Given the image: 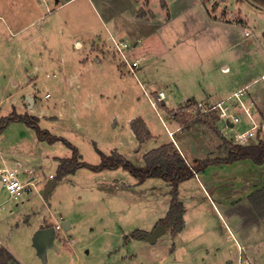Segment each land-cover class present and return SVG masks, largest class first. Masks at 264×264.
I'll list each match as a JSON object with an SVG mask.
<instances>
[{"label":"rangeland","instance_id":"obj_1","mask_svg":"<svg viewBox=\"0 0 264 264\" xmlns=\"http://www.w3.org/2000/svg\"><path fill=\"white\" fill-rule=\"evenodd\" d=\"M137 1L72 0L63 5L65 0H0V117L17 112L16 109L25 111L37 117L41 128L74 144L83 161L97 165L102 160L100 150L106 154L117 150L140 167L145 165L146 147L140 146L134 138L129 117L150 118L160 140L168 136V129L163 122V105L158 110L152 103L157 101L155 93H150L154 88L148 89L143 82L141 85L130 70L129 64L132 65L135 57L149 59L155 52L168 50L173 59H166V63L213 66L215 69L208 77L211 81L205 84L214 81V85L222 86L220 93L229 90L225 83H229L234 72L247 68L257 76L264 70L245 61L239 63L236 70L235 63H228L233 67L229 74L221 71L222 60L234 62L238 51L244 58V46L249 47V43L259 46L260 41L264 42V0H211L206 4L185 0L187 5L176 0L180 3L173 2V8L182 3L184 11L162 31L153 34L147 31L141 51L133 48L135 32L144 29L139 23L150 17L140 16L151 10L149 0L135 4ZM163 2L156 0L153 7L159 9ZM213 6L219 10L212 12ZM223 10L226 11L224 18L228 17L231 22L223 21ZM131 16L135 20L131 21ZM241 19L244 23L239 22ZM246 31L250 32L249 36H245ZM111 35L121 36L122 39L117 40L130 44L124 50L125 56L116 53L114 46L107 49L105 41ZM94 47L108 54L105 59L109 63H104L106 68L99 73L94 63L91 72L90 68L79 67L78 62L85 58H89V63L96 62V54L92 53ZM260 47L250 48L258 51ZM262 53L264 55V50ZM117 63L124 66L122 76L117 72ZM154 63H150L152 71L157 72ZM37 66L42 67L36 69ZM76 87L102 92L104 96L101 101H88L82 111L78 108L77 116L73 109L74 97L85 95L78 93ZM62 90L66 93L64 108L55 105ZM168 93L170 95L171 90ZM29 96L37 103L30 102ZM175 96L180 102V94ZM190 103H186L190 105L188 108L169 110V115L179 120L182 112L189 111L194 118L190 123L197 122V116L202 119L200 123L205 119L209 125L199 127L209 130V138L215 143L204 140L203 129L201 136L193 134L195 126L186 135L179 131L176 139L187 145L185 157L189 163L227 157L223 138L215 131L219 130L233 141L234 134L242 130L240 124L234 127L225 125L218 116L213 118L209 113L212 111H206L209 104L204 101ZM200 103L203 107L198 111ZM35 104V113L28 112ZM167 105L171 106L169 101ZM175 111H180L178 116ZM238 111L235 112L246 120L247 115ZM185 127L189 126L185 124ZM5 128L0 132V150L16 153L17 158L32 162L28 165L35 167L36 174L32 190L18 198H11L5 188L0 192V242L15 256L10 264H236L240 252L253 262L264 264V214L259 216L250 201L254 184L264 183V164L252 159L211 164L181 182L179 200L187 208L186 225L176 237L166 228L164 234L151 242L135 235L140 231L151 232L162 224L160 220L167 215L172 200V186L168 182L159 177L140 182L123 167L100 171L81 167L58 182L46 200L38 192L56 176L55 158H71L72 148L62 140L54 143L39 140L35 130L25 122H13ZM23 132H27L28 137L22 138ZM6 168L14 166L0 165V169ZM26 172L19 168L22 181L32 176ZM53 211L70 220L72 227L59 229L56 240L59 248L50 249L44 261L33 244V235L44 217L51 225L57 224ZM247 235L251 237L246 250L243 246ZM1 243L0 248L7 250Z\"/></svg>","mask_w":264,"mask_h":264},{"label":"crops","instance_id":"obj_2","mask_svg":"<svg viewBox=\"0 0 264 264\" xmlns=\"http://www.w3.org/2000/svg\"><path fill=\"white\" fill-rule=\"evenodd\" d=\"M70 1H72V0H65V2L62 3V4L65 5L66 3L70 2ZM138 1L135 4H138L140 2V1L139 2ZM149 1H150L149 2V9L151 10L152 15H151L150 11H147V12L145 11V14H143V16H140V18H145V17L148 18V17H150V19L139 23L140 25L143 26L144 29H139L137 32H135L136 40H135L133 48L139 49L140 51L145 47V45H144V41L145 40L144 39L147 38L146 36H147L148 32L153 34V32H160L163 29H165V26L170 24V22H172V20L174 19V17H176V15H178L181 11H184V8H182L181 4L182 3H186L185 0H182V1L179 0L182 3L179 6H176V7L174 6V8H173V6L171 5V4H173V2L174 3L177 2L175 4H178L180 2L176 1V0H174V1L164 0L162 6L158 9L156 7H153L154 4L156 3V0H149ZM198 1H200L201 3H205V4H206V2L207 3L209 1L211 2V0H198ZM186 5H187V3H186ZM186 9H188V8H185V10ZM206 9H207V11L209 10L208 7H206ZM257 9H259V8H257ZM214 10L217 11L219 9L213 6L212 7V12ZM260 10H261V8H260ZM223 12H226V11L225 10L222 11V16L221 17H223V21L226 20L225 22H231L228 19V17L224 18ZM207 16H208V12H207ZM130 20L133 21L135 19H133V17L131 16ZM239 22L240 23H244V19L243 20L241 19ZM17 33H18V31L15 34H17ZM244 34H245V36H249V35H246V32ZM113 35H115V34H113ZM113 35H111L105 41V45L106 46L108 45L107 49H109V50H110V48L113 47V45H114L113 42H114L115 39H122L121 36L118 38V37H115L116 35L115 36H113ZM30 42H31V40H30ZM77 43H78V45L81 44L80 41H78ZM164 44H165V42H164ZM248 46L249 47L244 46V50H245V55L244 56H246V57L243 58V56H242L243 54L240 51H238L237 57H236L234 62H233V60H228V59L222 60L223 61L222 63H224V64H222V67H221V71H222L223 74H229L230 72L233 71V67H230V65L228 63H235L234 64V69L235 70H236V68L240 67L239 63H244L245 61L253 62V63H251V66H256L255 67L256 69L258 67H264V55L262 53V51L264 50V42L260 41L259 46H255L254 44L249 43ZM250 47H252L253 49L260 47V49H258V51H257L256 49L253 50ZM225 51H226V49H225ZM168 52H169L168 50H165V51L159 52V53L155 52L152 55V57H154V59H152V57L148 59V58H145V56H144V59L142 60L139 57V59H141V61H140V65L135 68V70L137 71L136 75H135V72H133L134 78L138 82H140L141 85H143L142 84V82H143V83H146V86H147L148 89L151 90L152 88H154V91L153 92L150 91V93L151 94L155 93L156 100H157V97H158L160 91H163L165 93V98L161 99L160 101L157 100V101H153L152 102L157 107L158 110H159V106L161 104L164 107V110H162L164 117L161 116V114H159V115H160L161 118L162 117L164 118V121H163L164 125L168 129L167 130L168 131V136L165 138V140H160L158 138V135L153 130V125L151 124L152 123L151 119L147 118L145 115H141L142 116L141 118H143V120L145 121L147 128L152 133L153 138H151V139H149V140H147L145 142H140L138 140V138L136 137V135H135V133H134L132 127H131V124H130L133 119L138 118V117H136V115H133V116L129 117L128 123H129V126L131 128L132 134H133L134 138L136 139V141L140 144V146L143 145V146L146 147L145 153L148 152L149 150L153 149V148H156V147L162 145V144L169 143V142H174L176 144V146L179 148V150L185 156V154H188V152H187L188 147L185 144V142L177 141V139H176L177 136L176 135L179 134V133L183 134V135H186V133L188 131H191L193 126H195L194 127L195 133H193V134L201 136L202 135V131L204 130V135H205V138H206L204 140L205 141L207 140V141H213L214 142V139L210 140V138H209V135H208V133H209L208 131L209 130H206L203 127H199L200 124L205 125V127L207 125H209L205 119H204L203 123H200V122H202V119H200V116H199V119H200L199 121L200 122L198 121V123L197 122L190 123V120L188 122H182L180 119L178 120V118H176V117H174L172 115L171 116L169 115V113H170L169 110H173V109H176L178 107H185V106L188 108V106H190V105H186V103L191 104L190 103L191 101H202V102L204 101L207 104H209V106H211V104H214L212 102L213 100H216L217 102H219V101L229 97L230 95L234 94L235 92H238V94L240 93V96H241L242 100L245 102V104L247 106L253 108L255 119L258 122H263L264 121V70L260 73V75H257V76L255 74H252L251 71L248 70L247 68H244V69H242L239 72H234L235 75H233V77L232 76L230 77L231 80L229 81V83H225V85L229 87L228 88L229 90H227L224 93H220V92L223 91V88H222V86L214 85L215 84V83H213L214 81H212L211 84H205L206 81L210 80V78H208V77L211 75V71L213 69H215L213 66L211 68H208L207 66H205V63H186V64H184V63H169V61H167V63H166V59H170V60L173 59V56L170 53H168ZM174 52L175 51H173V54H174ZM92 53H93V55L96 54V57H95L96 62L89 63V60H88L89 58L78 59V62L80 63L79 67L90 68V70L92 72V70L94 69V66L92 65V63H94L97 66L96 73L102 72V70H104L106 68L104 63H109V62H106V59H105V56L108 55L107 52L105 50L101 49V48L94 47V48H92ZM247 53H248V57H247ZM141 55H144V53L141 54ZM157 58H159V60H156ZM135 59H136V57H135ZM145 60H146V62H145ZM153 61L155 62L153 65L157 69V72L152 71L153 67H152V64H150V63L153 62ZM81 63H85V64H81ZM116 65H117V72H119L121 74V76L124 75L123 74L124 73V71H123L124 70V66L119 65L118 63ZM41 67L42 66H39V67L37 66L36 69H39V68L41 69ZM44 67H46V66H43V68ZM137 76H139L141 81L138 79ZM260 77H262V78H260ZM77 78L79 79V77H77ZM261 79H263V80H261ZM66 81H67V78H65V80H64L65 85L67 84ZM76 82H78V80H76ZM169 85H172V87H170ZM76 89L78 90V93H81L82 95H85V96H81L79 94L78 95L76 94L75 97L73 96L75 98V100H76L75 102H73V109H74V112H75V114L77 116H79L78 111H77L78 108L82 111L84 108H86L85 105L88 104V101H90V100L101 101L100 99H102V97L104 96V93H102V92L100 93V92H95V91H91V90L88 91V90H85V89L80 88V87H76ZM143 90H145V88H143ZM169 90H171V94L170 95L168 93ZM147 91L148 90L146 89V92ZM176 93L180 94V102H177L175 100L176 99V96H175ZM65 95H66L65 90H62L61 94L59 95L60 98L55 102V105H58V107H61V108L66 107V105H65L66 96ZM47 96H49V94H47ZM234 98L237 99L236 96ZM29 101L32 102V103H34V102L37 103L36 99H33V97H31V96H29ZM168 101L171 104L170 107H168V105H167ZM217 102H215V103H217ZM36 105L37 104H35L34 108H32L28 112L35 113ZM87 109H88V107H87ZM16 111L19 114H23V113L25 114L26 113L25 111L24 112H19L17 109H16ZM238 112L239 113H244L241 109H239ZM187 113L189 114V111ZM198 113L199 112L197 111V114ZM209 113H210L211 116H213V118H216L214 116L215 115L214 111L209 112ZM45 117L57 118L58 116L54 117V116H47L46 115ZM172 117L176 118L178 121L176 119H173ZM240 117H241V122L239 123L240 124V128L242 130H246L247 128L250 127L251 120H250V118L248 116H246V120L243 119L242 116H240ZM13 122L16 123V122H21V121H13ZM13 122H11L10 124H12ZM188 123H190V124H188ZM166 124L168 125L169 128L167 127ZM185 124H187L189 127L186 128ZM186 129H188V130L186 131ZM198 133H200V134H198ZM20 136H22V138L24 136L28 137V133L27 132H23ZM36 137H37V134H36ZM218 147H220V146L218 145ZM218 149H220V148H218ZM213 150L214 151L216 150L215 152L213 151V153L215 154L217 152L216 147L213 148ZM55 159L57 161V168H58V166L60 164L59 159H61V158L60 157H56ZM0 161H1L0 165L3 164V166L18 167V169L20 168V170H23L24 172L27 171L28 173H30V176L32 174V176L30 177L32 180L36 179L35 167L32 164L28 165V163H32V162L23 161V160L17 158L16 153L8 152L6 150H0ZM56 174H57V169H56ZM55 177H56L55 175L52 176L51 179L49 180L50 182L48 183V185L46 184L47 186L45 185L38 192L46 200L49 199V196L53 193V191L57 187L58 182L63 181V179H64L63 178L61 180H57ZM52 180H54L55 182L52 183ZM263 186H264V183H260L259 184L257 182V183L254 184L255 190H257V189H259V188H261ZM47 188H49V191H48V195L45 196V194L41 193V192L43 190L47 189ZM1 191H2V189H0V192ZM20 195H22V194H20ZM20 195H18V196H11L10 195V197L11 198H18ZM186 212H187V208L185 206V215H184V217L186 216ZM53 213H56V212L53 211ZM53 216L55 217V219L57 221V224H63V222L66 220V218L62 217V214L57 215V213H56V214H53ZM48 224L51 225V223H49V219L44 217L43 220L39 221V223L37 225L38 226L37 230L42 228V227H45V225H48ZM52 225H54V224H52ZM185 225H186V219H185ZM71 227H72V223L70 221V226H69L68 229H70ZM61 229H63V227ZM255 229L258 230V227L256 226ZM245 231L246 230L243 231V234L245 233ZM57 236H58V232H57ZM57 236H56L55 241L57 240ZM33 237H34V235H33ZM249 237H251V235H247L246 238H244V246L243 247L246 250H247L248 246H250L249 242H247V241H249L248 240ZM1 244H3V243H1ZM3 245L6 246L5 244H3ZM5 248H7L9 253H11L7 246ZM58 248H56V250ZM50 249H54V248H50ZM50 249H48V251ZM48 251H47V253H48ZM13 257H15V256L13 255Z\"/></svg>","mask_w":264,"mask_h":264},{"label":"trees","instance_id":"obj_3","mask_svg":"<svg viewBox=\"0 0 264 264\" xmlns=\"http://www.w3.org/2000/svg\"><path fill=\"white\" fill-rule=\"evenodd\" d=\"M175 113L178 115L180 111H175ZM214 114L217 118L216 111H214ZM180 120L182 122H187L189 120H194V118L190 116V114L182 112ZM199 120V117H197L196 121L198 122ZM13 121L27 123L28 126L35 130L40 140H47L51 143L62 140L72 148L73 156L71 158L59 159L60 164L57 168L55 177L57 180H61L65 176L75 173L81 167H87L94 171L123 167L138 178L140 182H144L150 177L164 179L172 186V200L167 215L162 218L160 222L170 230L173 237H176L185 225V206L183 202L179 200V185L181 182L195 176L199 171L205 170L207 166L211 164L222 162L232 163L241 159H252L257 164H264V138L250 144H238L226 138L220 131H216L222 136L225 147L228 150V156L225 158L217 157L197 160L196 164L191 165L176 144L174 142H169L146 152L144 154V166H136L117 150H113L110 154H106L100 149L102 160L99 164L94 165L81 160L82 155L74 144L65 138L56 136L50 131L41 128L38 125L37 117L29 113L19 114L13 111L9 115L0 117V132ZM130 124L140 142H145L153 138L143 118H135ZM250 201L257 210L259 216H263L264 186L255 190L250 195ZM137 234L135 236H137ZM13 260L14 257L9 251L0 248V264H10Z\"/></svg>","mask_w":264,"mask_h":264},{"label":"built area","instance_id":"obj_4","mask_svg":"<svg viewBox=\"0 0 264 264\" xmlns=\"http://www.w3.org/2000/svg\"><path fill=\"white\" fill-rule=\"evenodd\" d=\"M246 35H250L249 31H246ZM114 50L116 53L125 56V51L130 44L124 40H117L115 39L113 42ZM120 52V53H119ZM141 59L136 58L132 61V65L129 64L131 72H135V68L139 66ZM128 63V61H127ZM126 63V64H127ZM237 97L235 99L234 97ZM232 97V98H231ZM165 98V93L163 91L159 92V95L157 97V100L160 101L161 99ZM231 99H234L233 102H226L230 101L223 99L211 106L208 107L206 111H216L217 116L219 119L225 124H231L236 126V124H239L241 122V117L236 113L235 111L241 109L251 120V125L246 130H238L234 134V142L238 144H250L255 141H259V139L264 138V121L258 122L254 117L253 108L249 107L245 104V102L242 100L240 93L237 92L230 97ZM227 98V99H228ZM203 107V105L200 103L197 106V109ZM237 108V110H234ZM0 181H1V189L5 188L6 191L11 196H18L22 194L23 192L27 190H32V187H34V184L32 183V179L29 178L26 181H22L20 179V173L18 167L14 168H6V169H0ZM63 226L62 224L56 225V231L58 232L59 229H61ZM236 264H257L253 262L246 254L243 252H240V255L238 257V260Z\"/></svg>","mask_w":264,"mask_h":264},{"label":"water","instance_id":"obj_5","mask_svg":"<svg viewBox=\"0 0 264 264\" xmlns=\"http://www.w3.org/2000/svg\"><path fill=\"white\" fill-rule=\"evenodd\" d=\"M55 181L52 180V183H54ZM1 181H0V189H1ZM48 191L49 188L43 190L41 193H44L45 196L48 195ZM63 226L68 229L70 226V221L69 220H65L63 222ZM166 232V227L163 224H158L155 229L151 232L148 231H140L138 232L137 236H143L145 237L147 240L154 242L158 239L159 236H161L162 234H164ZM56 236H57V232H56V226L55 225H49L47 227H42L40 229H38L33 237V243L34 246L36 247L39 256L46 261L47 260V251L50 248H57L56 245ZM175 264H180V263H175Z\"/></svg>","mask_w":264,"mask_h":264}]
</instances>
